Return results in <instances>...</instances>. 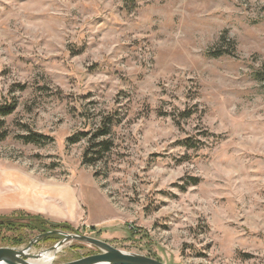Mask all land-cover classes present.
Here are the masks:
<instances>
[{
    "label": "rangeland",
    "instance_id": "obj_1",
    "mask_svg": "<svg viewBox=\"0 0 264 264\" xmlns=\"http://www.w3.org/2000/svg\"><path fill=\"white\" fill-rule=\"evenodd\" d=\"M0 182L122 252L264 264V0H0ZM18 214L0 247L45 233Z\"/></svg>",
    "mask_w": 264,
    "mask_h": 264
},
{
    "label": "water",
    "instance_id": "obj_2",
    "mask_svg": "<svg viewBox=\"0 0 264 264\" xmlns=\"http://www.w3.org/2000/svg\"><path fill=\"white\" fill-rule=\"evenodd\" d=\"M48 234H59L62 236L55 245L47 249L48 251H56L62 247L66 241H80L90 244L98 249V253L87 255L73 261L58 264H164L156 259L134 254L126 253L113 247L109 243L90 237L80 233H66L60 230L47 231L36 235L22 248L1 246L0 247V264H30V258H38L39 254H30L28 251L32 245L40 238ZM28 259V260H27Z\"/></svg>",
    "mask_w": 264,
    "mask_h": 264
},
{
    "label": "crops",
    "instance_id": "obj_3",
    "mask_svg": "<svg viewBox=\"0 0 264 264\" xmlns=\"http://www.w3.org/2000/svg\"><path fill=\"white\" fill-rule=\"evenodd\" d=\"M6 188V183L0 182V215H10L15 212H22L33 215H39L47 220L53 221L48 217L44 216L45 208L43 207V200L49 197H53L54 199L60 198L61 195H1L2 191H5ZM64 196H67L69 201L71 202L70 199H72V195Z\"/></svg>",
    "mask_w": 264,
    "mask_h": 264
},
{
    "label": "trees",
    "instance_id": "obj_4",
    "mask_svg": "<svg viewBox=\"0 0 264 264\" xmlns=\"http://www.w3.org/2000/svg\"><path fill=\"white\" fill-rule=\"evenodd\" d=\"M15 105H16V103H15V101H12V102H10V103H7V104H5L4 106H3V109H2V111H1V116H6V115H9V114H11L13 111H14V109H15ZM105 127H106V124H105V122L103 121L102 122V128H101V133H100V135H105V134H107V130L108 129H105ZM86 133H83L82 135H85ZM37 136H40L39 134H35V133H32V134H30V135H27V136H25L24 137V139L26 140V141H28V142H34L35 140H37L36 139V137ZM78 136H74V138L73 139H70V140H74V141H76V140H78ZM103 145V144H102ZM105 146V145H104ZM19 214V216H24V217H29L30 219H32V220H35L36 222H39V223H37L39 226L37 227V228H39L40 227V229L42 230V232H46L45 230H44V226L47 224V225H49L50 227H51V229H61V230H69V231H72L71 230V228H70V226L68 225V224H66V223H57V222H52V221H50V220H47V219H45L44 217H42V216H39V215H33V214H28V213H22V212H18ZM12 214H14V213H12ZM12 214H10V215H0V217H12L13 215ZM17 216V215H16ZM20 218V217H19ZM7 223V226H11V225H13V226H15V225H19V224H17L16 222H13V220H10V219H8V221L6 222ZM21 225V224H20ZM27 225H28V223H27ZM54 235H57V234H54ZM49 236H44V239H47ZM18 242L19 241H12L11 243H14V244H18Z\"/></svg>",
    "mask_w": 264,
    "mask_h": 264
},
{
    "label": "bare ground",
    "instance_id": "obj_5",
    "mask_svg": "<svg viewBox=\"0 0 264 264\" xmlns=\"http://www.w3.org/2000/svg\"><path fill=\"white\" fill-rule=\"evenodd\" d=\"M58 249L56 253L59 251ZM55 252L54 251H46V252H41L38 256V258H30L28 262L30 264H51V261L54 257Z\"/></svg>",
    "mask_w": 264,
    "mask_h": 264
}]
</instances>
